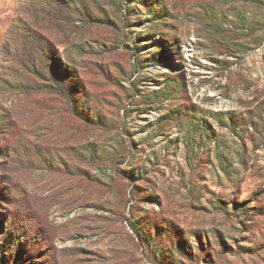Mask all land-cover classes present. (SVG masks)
<instances>
[{
  "label": "rangeland",
  "instance_id": "374dc122",
  "mask_svg": "<svg viewBox=\"0 0 264 264\" xmlns=\"http://www.w3.org/2000/svg\"><path fill=\"white\" fill-rule=\"evenodd\" d=\"M0 264H264V0H0Z\"/></svg>",
  "mask_w": 264,
  "mask_h": 264
},
{
  "label": "trees",
  "instance_id": "16d2710c",
  "mask_svg": "<svg viewBox=\"0 0 264 264\" xmlns=\"http://www.w3.org/2000/svg\"><path fill=\"white\" fill-rule=\"evenodd\" d=\"M36 48L40 51L42 59L41 73H45L48 78L49 85H54V91L60 95L61 101V115L68 119H78L83 126L89 125L87 119L80 114L76 105L77 97V75L73 69L68 66L65 67V71L61 72L57 69L56 62L59 60L55 57L54 45L45 39H38ZM37 67V65H36ZM74 102V103H73ZM89 127V126H87ZM93 128V127H92ZM84 135L91 133L89 130H84ZM88 137V136H87Z\"/></svg>",
  "mask_w": 264,
  "mask_h": 264
}]
</instances>
